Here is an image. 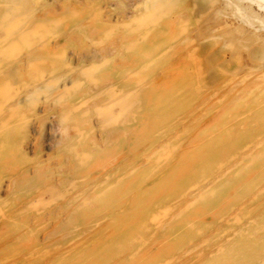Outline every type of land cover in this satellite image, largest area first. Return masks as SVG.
<instances>
[{
  "label": "rangeland",
  "instance_id": "rangeland-1",
  "mask_svg": "<svg viewBox=\"0 0 264 264\" xmlns=\"http://www.w3.org/2000/svg\"><path fill=\"white\" fill-rule=\"evenodd\" d=\"M0 63V264H182L261 216L245 159L175 203L264 129V0H0Z\"/></svg>",
  "mask_w": 264,
  "mask_h": 264
},
{
  "label": "bare ground",
  "instance_id": "bare-ground-1",
  "mask_svg": "<svg viewBox=\"0 0 264 264\" xmlns=\"http://www.w3.org/2000/svg\"><path fill=\"white\" fill-rule=\"evenodd\" d=\"M56 45H57V43H56ZM15 67H16V65H15ZM80 70H79V72H80ZM84 70H83V72H85ZM45 77H46V75H45ZM95 88H96V86H95ZM50 89H53V87ZM27 90H29V89H27ZM115 103H114L115 105L113 104L114 106H119L118 100L115 101ZM240 141L242 142V146H244V147L247 146V148L244 151L240 148L230 149V151L227 152L228 153V156H227L228 159L226 161H224V163L221 165V171H219L218 173L215 172L216 174H213V175H210L207 177H203L200 179L196 178V180H194L192 184H190L188 187L182 189V191H180L178 193V197L183 196V198L179 201L177 200V202L175 203V205H176L175 209L176 210L178 209L179 212H181L184 209L185 210L192 209L191 211L195 215L200 214L202 212L203 208L201 207V205H197L196 207H194L195 208V210H194V208H193L194 202L196 200H198V198H201V197L205 198L204 195H206V193L209 190H211L214 186L218 185V183L222 179H224L223 176L225 174H232V173H235L236 171H238V168L240 167L241 161H243L245 159L246 161H248V164L252 163V162L254 163V161H255V163H257V162L262 163V164L264 163V129L262 131H259L256 134L252 135V136L242 137L240 139ZM262 148H263V151H262ZM194 151H196V150L194 149ZM194 164H195V161L193 162V165ZM203 164H204L203 162H200L199 165L203 166ZM236 178H237V176H236ZM263 188H264V185H260L259 187H257L258 190L257 189H256L257 191L255 190L257 195L258 196L260 195L262 198H264V193H262L260 191ZM255 198H252L251 200H247L248 198H244L241 202L239 201L240 203L238 202L239 203L238 205L235 204V205H237V209L233 213L231 212V214L228 217H225V219H224V217L219 216L215 219H210V221H208V222L205 221L206 223L202 224V226L200 227V230H198V232H195L196 234H194V236L190 240L184 241L182 243L183 247L187 246L188 244H192V246L187 247L185 249V253H190L191 251H194L200 245L201 242H203V241L205 242V240L208 237H210L209 235H207V237H203L202 240H200L199 242H196V240L199 239L204 234H206V231L208 229H210L213 225L223 227L222 231L224 234L222 236H224V237L214 239L215 237L213 238V235H212V237L210 238L211 239V244H210L211 247L210 248H208L205 252H197V253L191 255V257H189L182 264H264V210H263L260 217H254V215H253L254 213L252 214V212L254 211L255 207L257 208L256 205L261 200V198H258V199H255ZM230 210H231V208H230ZM258 219H259V221H256ZM258 231H260L259 235L257 233Z\"/></svg>",
  "mask_w": 264,
  "mask_h": 264
}]
</instances>
